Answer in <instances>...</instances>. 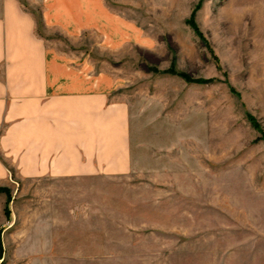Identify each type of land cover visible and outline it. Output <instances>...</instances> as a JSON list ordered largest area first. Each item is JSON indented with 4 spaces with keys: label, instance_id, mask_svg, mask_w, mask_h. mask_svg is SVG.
Here are the masks:
<instances>
[{
    "label": "rangeland",
    "instance_id": "obj_1",
    "mask_svg": "<svg viewBox=\"0 0 264 264\" xmlns=\"http://www.w3.org/2000/svg\"><path fill=\"white\" fill-rule=\"evenodd\" d=\"M102 1L128 44L37 29L115 77L130 169L26 180L8 166L0 264H264V0Z\"/></svg>",
    "mask_w": 264,
    "mask_h": 264
},
{
    "label": "crops",
    "instance_id": "obj_2",
    "mask_svg": "<svg viewBox=\"0 0 264 264\" xmlns=\"http://www.w3.org/2000/svg\"><path fill=\"white\" fill-rule=\"evenodd\" d=\"M38 27L110 50L131 35L102 0H0V186L8 166L26 180L127 173L128 110L111 96L115 77ZM2 208L0 198V227Z\"/></svg>",
    "mask_w": 264,
    "mask_h": 264
},
{
    "label": "trees",
    "instance_id": "obj_3",
    "mask_svg": "<svg viewBox=\"0 0 264 264\" xmlns=\"http://www.w3.org/2000/svg\"><path fill=\"white\" fill-rule=\"evenodd\" d=\"M186 23L193 29V31L198 36H200L192 18H191V15L187 18ZM163 72L176 74L177 76L181 77L183 80L189 81V82L206 83V82L210 81V79H193L183 72L176 71L172 65H170L168 68L164 69ZM247 116H248V120L250 121L251 125L254 128H256L257 130H259L258 124L255 122V120L250 115H247ZM0 193L5 194V203L3 204L2 211H3V215L5 216V218L8 219L9 218V209H8L7 204L9 202V198H10L9 190L7 187L0 186ZM0 253H1V243H0Z\"/></svg>",
    "mask_w": 264,
    "mask_h": 264
}]
</instances>
